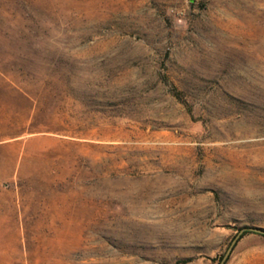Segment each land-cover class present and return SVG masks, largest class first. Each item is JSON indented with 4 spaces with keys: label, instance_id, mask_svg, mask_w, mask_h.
Segmentation results:
<instances>
[{
    "label": "rangeland",
    "instance_id": "rangeland-1",
    "mask_svg": "<svg viewBox=\"0 0 264 264\" xmlns=\"http://www.w3.org/2000/svg\"><path fill=\"white\" fill-rule=\"evenodd\" d=\"M248 228L264 0H0V264H264Z\"/></svg>",
    "mask_w": 264,
    "mask_h": 264
},
{
    "label": "trees",
    "instance_id": "trees-1",
    "mask_svg": "<svg viewBox=\"0 0 264 264\" xmlns=\"http://www.w3.org/2000/svg\"><path fill=\"white\" fill-rule=\"evenodd\" d=\"M174 95L178 98V100H179L180 102H182L185 106H187V109L190 110L188 102L182 97V95H181V93H180L179 91H176V90H175ZM247 232H248V231H245L244 233H247ZM262 235H264V234H262ZM189 260H190V258H185V259H182V260H180V261H181V262H187V261H189Z\"/></svg>",
    "mask_w": 264,
    "mask_h": 264
},
{
    "label": "water",
    "instance_id": "water-1",
    "mask_svg": "<svg viewBox=\"0 0 264 264\" xmlns=\"http://www.w3.org/2000/svg\"><path fill=\"white\" fill-rule=\"evenodd\" d=\"M251 231H255V232H260V233H264V230L260 229V228H248ZM237 237V236H236ZM236 239V238H235ZM235 239L233 240V242L235 241ZM233 242L231 243L230 247L233 245ZM222 264V262H221Z\"/></svg>",
    "mask_w": 264,
    "mask_h": 264
}]
</instances>
